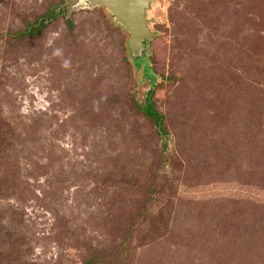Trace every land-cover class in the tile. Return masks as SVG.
Listing matches in <instances>:
<instances>
[{
  "label": "rangeland",
  "instance_id": "374dc122",
  "mask_svg": "<svg viewBox=\"0 0 264 264\" xmlns=\"http://www.w3.org/2000/svg\"><path fill=\"white\" fill-rule=\"evenodd\" d=\"M56 2L0 0V264H264V0L152 2L163 138L103 7L11 35Z\"/></svg>",
  "mask_w": 264,
  "mask_h": 264
},
{
  "label": "water",
  "instance_id": "95a60500",
  "mask_svg": "<svg viewBox=\"0 0 264 264\" xmlns=\"http://www.w3.org/2000/svg\"><path fill=\"white\" fill-rule=\"evenodd\" d=\"M71 9H92L103 7L111 21L126 31L128 37L126 47L128 58L133 61L142 56L148 58L151 50L148 40L153 30L148 26L151 17L147 16V9L154 0H71Z\"/></svg>",
  "mask_w": 264,
  "mask_h": 264
},
{
  "label": "trees",
  "instance_id": "16d2710c",
  "mask_svg": "<svg viewBox=\"0 0 264 264\" xmlns=\"http://www.w3.org/2000/svg\"><path fill=\"white\" fill-rule=\"evenodd\" d=\"M63 2L64 0H57L55 4L46 7L42 12L38 13L29 22L25 23L22 29H19L11 33V35H13L16 38H22L28 34L29 35L37 34L46 26L48 22H50L59 15L64 18V23L66 25V28L70 30L73 26V23H72V19L69 16H65L63 12L64 11V6H62ZM153 22L154 19L150 20L149 24ZM153 32H154L153 35L155 33L156 34L158 33L154 30ZM131 62L134 69L140 73V78L137 81H144L146 84H148V89L146 90L144 95V103L142 105L136 104L135 101L133 103L136 105V107H138V109L147 118V120H149L151 124L154 126L156 134L160 138H163L166 136V129L163 122L164 116L158 109L155 108L153 102L151 101V95L156 83L158 81L168 79L169 77H163L162 75L155 73L148 58L144 56H142V59H136ZM161 147L162 149L166 148V142L164 140H162L161 142ZM124 258L125 256L122 257L123 261Z\"/></svg>",
  "mask_w": 264,
  "mask_h": 264
},
{
  "label": "flooded vegetation",
  "instance_id": "af4514ba",
  "mask_svg": "<svg viewBox=\"0 0 264 264\" xmlns=\"http://www.w3.org/2000/svg\"><path fill=\"white\" fill-rule=\"evenodd\" d=\"M148 10H149V8L147 9V12H148ZM148 16V15H147ZM153 19V18H152ZM151 19V20H152ZM150 21V20H149ZM149 21H148V26H149V28H150V24H149ZM148 43H149V40H148ZM136 59H142V57L141 58H135L134 60H136Z\"/></svg>",
  "mask_w": 264,
  "mask_h": 264
}]
</instances>
